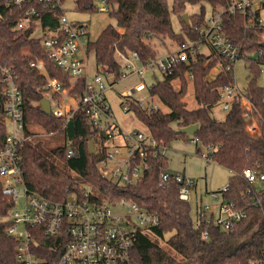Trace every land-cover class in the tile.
I'll use <instances>...</instances> for the list:
<instances>
[{
	"label": "trees",
	"instance_id": "trees-1",
	"mask_svg": "<svg viewBox=\"0 0 264 264\" xmlns=\"http://www.w3.org/2000/svg\"><path fill=\"white\" fill-rule=\"evenodd\" d=\"M204 1L209 2L214 10L232 3V0H172L170 7L168 0H104L107 12L116 18L117 23L106 26L96 40H89L87 50L88 54L94 53L96 71L111 75L114 84L121 72V64L116 57L119 52L136 51L141 61L146 62L157 54L153 40L159 39L163 43L169 37L178 46H183L199 39L196 27L206 23L204 9L190 13L188 23L183 13L187 4ZM96 2L76 0V8L83 12L96 11L99 9ZM32 7L36 8V13L29 15L27 12ZM0 11V113L4 111L1 67H13L23 93L26 128L30 130L31 125H39L46 132L63 133L75 153L68 156V146L62 145L53 148L54 154L85 183L107 197L113 200L126 198L159 213L160 223L150 232L158 238L170 233L167 242L180 256L163 248L149 232L138 231L131 254L132 264H264V212L252 203L254 193L247 194L252 184L244 176L245 169L264 173V85L258 83L261 65L264 64V24L254 20L249 22L238 13L224 15L225 29L239 46L240 58H245L248 64L250 74L245 92L253 102L255 116L260 114L256 132L248 130L245 108L238 103L232 105L223 119L212 114V108L220 101L219 89L234 82V69L227 68L226 60L220 64L221 69L216 76L210 78L213 68L221 60L214 52L198 54L191 63L181 64L173 75H164L154 83L151 93L169 106L168 111L162 108L148 111L130 101L129 111L136 113L156 139L169 143L178 137H198L197 152L210 147L213 160L229 169V190L223 197L246 208L249 216L226 231L214 224H197L192 204L179 197L182 184L174 174H170L167 180L162 178V173L169 171L166 155L150 154L148 167L131 184L119 185L103 176L99 168L107 150L103 129L89 119L84 106L79 107L66 125L64 119L54 112L47 113L41 105V100L48 97L47 79L31 65L33 61L42 60L51 77L59 79L67 87L71 85V77L51 60L40 38L34 35L37 29L44 33L54 29L63 11L52 10L37 2L18 6L7 0H0ZM172 13H177L181 19V32L173 29ZM23 18L28 20L19 27L18 23ZM84 25L88 28L87 24ZM190 70L197 101L195 108H189L184 100L190 87L186 75ZM174 80L180 81L179 88L174 86ZM84 84V79L78 80L72 91L79 99ZM123 102L122 99L121 104ZM192 124H198L196 133L178 132V129ZM6 134L7 126L0 119V146L4 144ZM91 140L96 147L94 153L90 152ZM22 152L24 175L31 189L53 200L64 199L71 192H83L85 183L56 165L35 145L26 144ZM259 195L263 197L264 208V190L259 191ZM12 205L13 200L3 194L0 182V264H18V241L8 233V222L3 219ZM253 227L254 231L249 234ZM205 231L209 233L208 238L204 237ZM248 235L249 239L242 242ZM50 240L48 238L41 246L46 248ZM55 246L57 252L61 244Z\"/></svg>",
	"mask_w": 264,
	"mask_h": 264
},
{
	"label": "built area",
	"instance_id": "built-area-1",
	"mask_svg": "<svg viewBox=\"0 0 264 264\" xmlns=\"http://www.w3.org/2000/svg\"><path fill=\"white\" fill-rule=\"evenodd\" d=\"M7 1L18 6L37 2L52 10L63 11L54 29L46 33L41 31L40 40L51 60L71 77V85L67 87L59 79L51 77L42 60L33 61L31 65L46 77V87L51 93V111L63 118L65 125L79 107L84 106L89 119L103 129L111 143L108 145L105 142L106 155L99 163L102 175L119 185L135 182L148 167L147 159L150 154L165 155L169 143L156 139L148 130L137 129L123 133L118 126L107 97V91L113 85L111 75L96 71L90 77L87 60L90 40L88 28L82 23L69 20L63 0ZM100 10L107 11L108 8L104 5ZM27 13H36V8L32 7ZM237 13L249 22L254 20L264 24V0H232L230 6L215 9L203 26L196 27L199 39L178 46L177 50L168 52L160 59L155 57L143 62L136 51L119 52L120 77L132 72L142 74L143 69L147 68L153 71L158 68L164 75H173L181 64H189L198 54H205L202 51L204 44L210 47L206 54L214 52L221 57V65L226 60L227 68L232 69L241 54L239 46L225 29L224 15ZM27 20L23 18L18 26H24ZM133 60L138 61L141 68H136ZM1 69L4 111L0 113V119L6 126H13V132L6 134L4 144L0 146L2 192L13 200V205L3 219L8 222V233L18 241V264H132L131 254L137 232L151 233L152 228L160 223V214L142 208L126 198L107 199L98 190L95 192L87 187L82 193L71 192L66 198L59 200H53L31 189L24 175L22 150L39 134L25 126L24 98L17 83L16 71L7 66ZM186 75L191 83V70ZM81 79L85 80V84L79 99L72 91L76 82ZM153 85L154 83L148 86L140 81L129 88L122 96L123 109L129 111L130 101L148 111L161 108L154 100L157 95L151 93ZM144 91L149 92V99L140 95ZM219 91L218 105L221 109L227 113L234 103L240 104L245 108L244 116L249 121L248 130L256 132L260 114L255 116V107L245 89L232 82L221 87ZM191 140L199 144L198 137H192ZM203 149L206 151L202 150V155L209 159L210 147ZM74 153V148L68 146V156ZM170 174H174L176 180L182 184L179 197L191 203L194 180L184 172L170 171L162 173L163 180H167ZM244 176L252 184L247 189V194L254 193L252 203L261 207L264 212L263 197L259 195V191L264 190V173L245 169ZM228 190L229 185L221 190L222 197ZM195 214L197 224H214L226 231L232 230L237 222L249 216L246 208L239 206L235 200L224 197L217 203L196 205ZM208 236V231H205L204 237ZM48 238H51L50 244L43 248L41 245ZM55 244H61L57 252Z\"/></svg>",
	"mask_w": 264,
	"mask_h": 264
},
{
	"label": "rangeland",
	"instance_id": "rangeland-1",
	"mask_svg": "<svg viewBox=\"0 0 264 264\" xmlns=\"http://www.w3.org/2000/svg\"><path fill=\"white\" fill-rule=\"evenodd\" d=\"M98 8L100 9L104 6L103 0H97L96 2ZM168 4L172 6V0H168ZM65 14L69 18V20L75 22H82L88 25L89 37L91 40H96L102 30L108 26L109 24L116 25L117 20L114 16H112L109 12L103 10L96 11H79L76 8V0H66L64 3ZM222 6H218L216 8H220ZM224 8V6L222 7ZM204 9L205 17L208 19L210 15L213 13L214 9L210 5L209 2H197V3H189L187 4L186 12L184 13H194L200 12ZM183 13V14H184ZM171 20L173 29L175 31H182V22L177 13L171 14ZM37 37H42V32L40 29L34 33ZM165 42L161 43L159 39L153 40L152 45L157 51L156 59H160L165 56L170 51H175L178 49V43L173 42L169 37L164 39ZM202 51L208 53L210 51V47L207 44L202 46ZM117 59L120 60L119 54L116 55ZM87 60L89 64V72L90 77L92 74L96 72L97 65L94 57V53L87 54ZM136 68H141V64L138 61L133 60ZM234 83L237 84L240 88L246 89V86L249 81V68L245 58H239L234 63ZM221 65L220 63L216 65L211 74L210 78H214L216 74L220 71ZM261 74L258 78V83L260 85H264V64L261 65ZM164 78V72L160 69H155V71L147 68L143 69V73L139 74L136 72L129 73L125 77H120V79L112 85V88H109L107 91L108 101L111 105V108L115 114V119L117 121L118 126L122 129L123 133L133 132L137 129L147 130L146 126L138 119L136 113L131 111H125L121 106L122 96L127 92V90L140 81H144L150 86L155 83L157 80ZM174 86L179 88L180 81L174 80ZM141 96L149 99V92L144 91L140 93ZM47 96L51 97V93L47 92ZM154 100L160 105V107L164 111L169 110V106L164 104L158 96H154ZM184 100L188 103L189 108H195L197 106V101L194 95V88L192 83H190V87L188 92L184 96ZM212 114L218 118L223 119L225 116V112L221 109V107L217 104L211 110ZM32 130L37 132L39 135L31 142L32 145L38 147L51 161H53L56 165H59L61 168L69 172L73 177L77 178L81 183H85L81 178L77 176V174L68 168L60 159L57 157L53 148L59 147L62 145H69V141L66 140V137L63 133H55V132H46L39 125H31ZM13 132V126L11 124L7 125V133ZM110 141L106 139V144L110 145ZM97 147H99L97 143ZM203 151H206L203 149ZM168 158V169L172 172H184L187 176L194 180V185L191 190V204L193 207L192 212L195 214L196 205L202 203H217L221 201L223 198L221 195V190H223L230 183V175L231 172L229 169L224 167L223 165L214 161L211 156L208 159L202 155V151L197 152V144L191 140V138L186 139L184 137H178L169 142V149L166 150L165 154ZM84 187H87L89 190H95L98 192L95 187L91 184L85 183ZM217 195L218 197L214 198L213 196ZM105 196L107 199L109 197ZM111 199V198H110ZM21 203H23V199H21ZM254 231V227L250 230L249 234H252ZM150 236L156 240L163 248L171 252L175 256H179L173 249L170 248L167 238L170 233H167L165 237L158 238L157 236L149 233ZM249 239V235L242 239V242H245ZM240 243V242H239ZM238 243V244H239Z\"/></svg>",
	"mask_w": 264,
	"mask_h": 264
},
{
	"label": "water",
	"instance_id": "water-1",
	"mask_svg": "<svg viewBox=\"0 0 264 264\" xmlns=\"http://www.w3.org/2000/svg\"><path fill=\"white\" fill-rule=\"evenodd\" d=\"M183 18L184 20L188 23L189 22V14L188 13H184L183 14ZM263 46H264V42H263ZM41 105H42V108L47 112V113H51V102L49 100V98L47 97H44L42 100H41ZM198 129V124H192V125H189V126H185V127H182L180 129H178V132L179 133H187V134H194L196 133ZM89 146H90V152L91 153H94L96 151V147L94 145V141L91 140L90 143H89Z\"/></svg>",
	"mask_w": 264,
	"mask_h": 264
},
{
	"label": "crops",
	"instance_id": "crops-1",
	"mask_svg": "<svg viewBox=\"0 0 264 264\" xmlns=\"http://www.w3.org/2000/svg\"><path fill=\"white\" fill-rule=\"evenodd\" d=\"M120 79V78H119ZM47 98H49V100H50V102H51V99H50V97H47ZM52 104V103H51ZM52 106V105H51Z\"/></svg>",
	"mask_w": 264,
	"mask_h": 264
}]
</instances>
